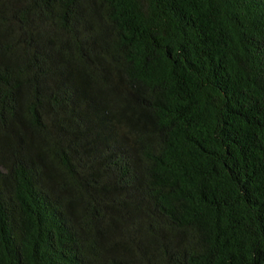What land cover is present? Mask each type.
I'll return each mask as SVG.
<instances>
[{"label": "trees", "instance_id": "1", "mask_svg": "<svg viewBox=\"0 0 264 264\" xmlns=\"http://www.w3.org/2000/svg\"><path fill=\"white\" fill-rule=\"evenodd\" d=\"M0 264H264V0H0Z\"/></svg>", "mask_w": 264, "mask_h": 264}]
</instances>
